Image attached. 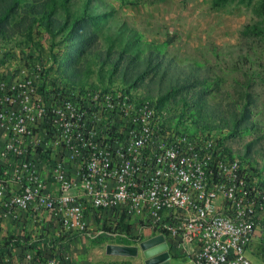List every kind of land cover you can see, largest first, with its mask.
Segmentation results:
<instances>
[{"label": "built area", "instance_id": "obj_1", "mask_svg": "<svg viewBox=\"0 0 264 264\" xmlns=\"http://www.w3.org/2000/svg\"><path fill=\"white\" fill-rule=\"evenodd\" d=\"M16 58L0 70V264H68L40 240L53 232L162 235L181 264H254L264 184L221 134L172 127L156 98L124 88L43 86L40 65Z\"/></svg>", "mask_w": 264, "mask_h": 264}, {"label": "rangeland", "instance_id": "obj_2", "mask_svg": "<svg viewBox=\"0 0 264 264\" xmlns=\"http://www.w3.org/2000/svg\"><path fill=\"white\" fill-rule=\"evenodd\" d=\"M97 1L98 12L107 13L101 29L115 37L119 50L136 56V62L162 47L161 56L166 61L195 71L197 79L206 80L204 102L218 117L226 116L231 121L233 114L242 115L244 103L249 104L248 132L213 131L225 138L232 154L250 161L264 184V39L244 33L246 26H264V16L254 11L259 0H228L219 7L214 5L215 0ZM79 2L83 0H72L73 7L78 9ZM33 31L34 39L28 43L18 36H0V59L5 60L0 70L16 69L20 64L17 56H30L31 62L44 71L43 86H64L53 78L56 65L49 35L37 26ZM122 77L100 82L94 76L87 85L123 88ZM151 87L149 93L156 96L158 85L151 82ZM132 91L142 97L150 95L145 89ZM90 227L95 231L100 223L92 220ZM262 236L258 233L247 251L254 264H264ZM75 237L66 245L72 264H145L140 250V244L147 240L145 235L133 232L126 242L106 235ZM114 246H134L139 251L137 255L117 253L111 248ZM172 264L181 262L174 258Z\"/></svg>", "mask_w": 264, "mask_h": 264}, {"label": "trees", "instance_id": "obj_3", "mask_svg": "<svg viewBox=\"0 0 264 264\" xmlns=\"http://www.w3.org/2000/svg\"><path fill=\"white\" fill-rule=\"evenodd\" d=\"M227 1L215 0L214 5L219 7ZM98 2L83 0L76 9L72 0H0V36L6 39L18 36L28 43L34 39V28L42 29L51 39L50 52L56 65L53 78L61 85L96 89L87 85L92 77L96 76L100 82H111L121 75L125 90L145 89L149 93L153 82L158 85V94L149 93L146 97L157 99V108L170 126L185 125L181 127L185 131L248 132V103L243 104L242 115L233 114L231 121L226 116L218 117L204 102L206 80L197 79L195 71H186L166 61L161 56L162 47L148 52L140 62H136V56L119 50L115 37L101 29L107 13L98 12ZM254 11L264 16V0L258 1ZM244 33L264 39V26H246ZM242 159L250 163L247 158ZM128 230V226H119L120 232ZM261 233L264 239V230ZM72 237L69 235L66 242ZM119 239L127 241V238ZM9 243L0 247V256L10 252ZM60 247L65 248V245Z\"/></svg>", "mask_w": 264, "mask_h": 264}, {"label": "water", "instance_id": "obj_4", "mask_svg": "<svg viewBox=\"0 0 264 264\" xmlns=\"http://www.w3.org/2000/svg\"><path fill=\"white\" fill-rule=\"evenodd\" d=\"M111 248L117 253L129 255H137L139 251V247L134 246H114ZM140 250L145 257V264H171L168 245L162 235L143 241L140 244Z\"/></svg>", "mask_w": 264, "mask_h": 264}, {"label": "crops", "instance_id": "obj_5", "mask_svg": "<svg viewBox=\"0 0 264 264\" xmlns=\"http://www.w3.org/2000/svg\"><path fill=\"white\" fill-rule=\"evenodd\" d=\"M5 227L6 228H9V226L7 225H5ZM75 237V236H74ZM74 237L73 238H71L70 239V241H72V239H74ZM76 238V237H75ZM40 240H42L41 242L42 243H44L45 245H46V247H47V245L48 246H56V245H58L59 246V248H61L60 247V245L61 244H63V245H65V248H61V249H64V251H66V245L69 243V241H67V242H63V243H59L58 242V240H60L57 236L55 237V234H54V232L50 235V237H45L44 239L43 238H41ZM8 241V239H7V237H4V235H3V232H0V247H2V246H4V243H6ZM52 242V243H51ZM54 243V244H53ZM56 243H58V244H56ZM67 252V251H66ZM14 257H17L18 255H17V252H15L14 253V255H13ZM69 256V255H68ZM68 264H72L71 262H70V259L68 260Z\"/></svg>", "mask_w": 264, "mask_h": 264}]
</instances>
